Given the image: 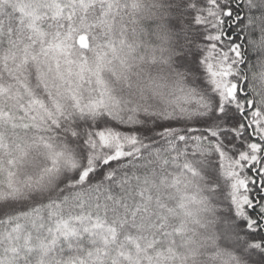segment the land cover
<instances>
[{
	"label": "snow or ice",
	"instance_id": "obj_1",
	"mask_svg": "<svg viewBox=\"0 0 264 264\" xmlns=\"http://www.w3.org/2000/svg\"><path fill=\"white\" fill-rule=\"evenodd\" d=\"M0 264H264V0H0Z\"/></svg>",
	"mask_w": 264,
	"mask_h": 264
}]
</instances>
